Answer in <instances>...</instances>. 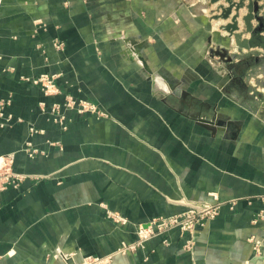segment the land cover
Returning a JSON list of instances; mask_svg holds the SVG:
<instances>
[{"label": "crops", "instance_id": "1", "mask_svg": "<svg viewBox=\"0 0 264 264\" xmlns=\"http://www.w3.org/2000/svg\"><path fill=\"white\" fill-rule=\"evenodd\" d=\"M192 1L0 0V174L23 175L0 177V264H264V0H244L239 38ZM204 202L221 209L191 249L172 229L124 250Z\"/></svg>", "mask_w": 264, "mask_h": 264}, {"label": "built area", "instance_id": "2", "mask_svg": "<svg viewBox=\"0 0 264 264\" xmlns=\"http://www.w3.org/2000/svg\"><path fill=\"white\" fill-rule=\"evenodd\" d=\"M209 2L211 0H193L190 2L192 7L198 8L203 14L210 18L212 27L215 30L221 31L223 23L222 18H215L216 13L209 12ZM221 13V12H220ZM219 13V14H220ZM217 14V15H219ZM233 41V40H232ZM233 43V42H232ZM58 47H61V43L57 44ZM56 74H47L44 73L37 77L34 81L43 86V89L46 93L56 92V83H55ZM67 108H76L80 113H91L97 115V117L104 116L105 113L102 112L98 105L92 101L84 99H76L74 97H68L65 104ZM60 106L55 104L52 109V114H56V120L63 128L67 127L65 123L66 116L59 114ZM32 133H36L39 130L35 127L30 128ZM37 151V149H33ZM5 173V174H4ZM4 173L0 174L6 178V182L10 184H18V180L23 177L21 174L13 173L10 169L6 170ZM222 203H190L186 209L179 213L171 214L168 216H161L151 219L145 224H139L138 234L139 239L126 247L124 250H135L137 247L144 245V243L155 236L166 235L172 229H178L181 233H187L189 238L186 240L185 247L191 249L193 246V235L196 229L205 224L206 220L216 217L221 209ZM119 222H126V220L118 215L112 214ZM259 217L264 219V211L259 214ZM256 221V219H254ZM254 242L255 255H263L264 249L262 243L259 240H255L254 237L251 238ZM164 242H167V239H164ZM61 258L66 261L70 258V255H61ZM104 259L98 257L87 256L83 257V260L79 264H102Z\"/></svg>", "mask_w": 264, "mask_h": 264}, {"label": "water", "instance_id": "3", "mask_svg": "<svg viewBox=\"0 0 264 264\" xmlns=\"http://www.w3.org/2000/svg\"><path fill=\"white\" fill-rule=\"evenodd\" d=\"M220 0H211V3H216ZM228 5L222 7V12L219 15H216L215 18H223V19H228L231 17L229 23H225L222 26V29L225 31L229 32L230 37L232 38L233 36L236 38H239L241 36L240 33V24H239V17H240V9L244 5V0H226ZM235 9V13L233 15L232 12ZM250 18L248 15L242 17L246 25L250 26ZM69 264H73L72 260H69Z\"/></svg>", "mask_w": 264, "mask_h": 264}, {"label": "rangeland", "instance_id": "4", "mask_svg": "<svg viewBox=\"0 0 264 264\" xmlns=\"http://www.w3.org/2000/svg\"><path fill=\"white\" fill-rule=\"evenodd\" d=\"M218 30H216L215 32H217ZM263 256V255H262Z\"/></svg>", "mask_w": 264, "mask_h": 264}]
</instances>
